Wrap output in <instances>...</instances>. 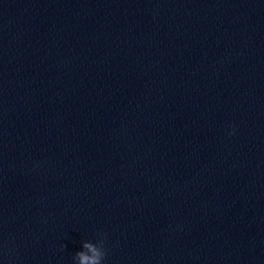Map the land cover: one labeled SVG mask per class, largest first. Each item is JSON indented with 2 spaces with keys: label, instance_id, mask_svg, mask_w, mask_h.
<instances>
[{
  "label": "clouds",
  "instance_id": "obj_1",
  "mask_svg": "<svg viewBox=\"0 0 264 264\" xmlns=\"http://www.w3.org/2000/svg\"><path fill=\"white\" fill-rule=\"evenodd\" d=\"M93 243L85 240L82 242L81 250L77 251L73 257L75 264H103L107 255L104 247V238Z\"/></svg>",
  "mask_w": 264,
  "mask_h": 264
},
{
  "label": "water",
  "instance_id": "obj_2",
  "mask_svg": "<svg viewBox=\"0 0 264 264\" xmlns=\"http://www.w3.org/2000/svg\"><path fill=\"white\" fill-rule=\"evenodd\" d=\"M0 264H22V263L0 256Z\"/></svg>",
  "mask_w": 264,
  "mask_h": 264
}]
</instances>
